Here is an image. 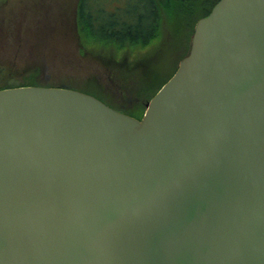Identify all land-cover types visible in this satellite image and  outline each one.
Instances as JSON below:
<instances>
[{
  "label": "water",
  "instance_id": "water-1",
  "mask_svg": "<svg viewBox=\"0 0 264 264\" xmlns=\"http://www.w3.org/2000/svg\"><path fill=\"white\" fill-rule=\"evenodd\" d=\"M0 264H264V0H218L140 119L0 89Z\"/></svg>",
  "mask_w": 264,
  "mask_h": 264
},
{
  "label": "rangeland",
  "instance_id": "rangeland-1",
  "mask_svg": "<svg viewBox=\"0 0 264 264\" xmlns=\"http://www.w3.org/2000/svg\"><path fill=\"white\" fill-rule=\"evenodd\" d=\"M89 2L107 10L131 12L148 0ZM76 4L77 0H0L4 85L28 83L25 74L39 71L48 85L73 89L93 82L96 90L123 95L127 100L138 97L149 101L185 52L189 29L184 16L174 21L161 12L159 31L149 46L113 54L112 50L96 52L83 46L74 22Z\"/></svg>",
  "mask_w": 264,
  "mask_h": 264
},
{
  "label": "trees",
  "instance_id": "trees-1",
  "mask_svg": "<svg viewBox=\"0 0 264 264\" xmlns=\"http://www.w3.org/2000/svg\"><path fill=\"white\" fill-rule=\"evenodd\" d=\"M89 1L79 0L76 5L74 21L81 43L85 48H91L96 52L112 50L114 51L113 54H120L127 49L146 48L156 37L159 31L157 29L160 26L161 12H165L169 15L168 18L174 21L181 18L183 20V16L186 20L189 35L186 37L187 45L185 52L181 56L182 59L189 51L191 37L197 20L207 15L218 0H148L147 3H143L141 9L136 8V10L131 12L124 10V8L107 10L100 4L91 6L92 4ZM177 66L150 95L153 96L173 75ZM73 88L96 95L95 97L98 96L99 92L93 82H86L85 87ZM144 110L145 107L142 106L140 110L133 114L137 119H140Z\"/></svg>",
  "mask_w": 264,
  "mask_h": 264
},
{
  "label": "flooded vegetation",
  "instance_id": "flooded-vegetation-1",
  "mask_svg": "<svg viewBox=\"0 0 264 264\" xmlns=\"http://www.w3.org/2000/svg\"><path fill=\"white\" fill-rule=\"evenodd\" d=\"M78 2H79V0H77V4H78ZM15 54H19V52L15 51ZM2 60H3V50L0 49V63L2 62ZM25 78L27 80H29V82L25 83V84L18 85V86L65 87V86H53V85L46 84L45 83L46 77L45 76L41 77L39 71L27 72L25 74ZM18 86H10V85L5 86L4 85L3 70L0 67V89L10 88V87H18ZM73 89H75V88H73ZM75 90H78V89H75ZM97 95L99 97L97 96L96 98L100 99L101 101H103L108 106L112 107L115 110L123 112L125 114L131 115L133 117L135 116L133 113L140 110V107H142V106L145 107V105L147 103V101H142V100L139 101L138 97L135 98L134 100H131V99L127 100L123 97V95H121V96L113 95L111 92L106 91L104 89H102V93H101V91H99ZM135 118H136V116H135Z\"/></svg>",
  "mask_w": 264,
  "mask_h": 264
}]
</instances>
